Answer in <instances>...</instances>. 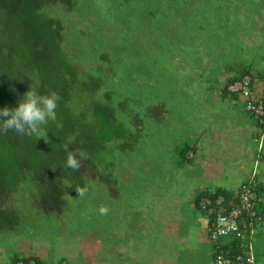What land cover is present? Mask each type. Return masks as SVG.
<instances>
[{
    "label": "rangeland",
    "instance_id": "rangeland-1",
    "mask_svg": "<svg viewBox=\"0 0 264 264\" xmlns=\"http://www.w3.org/2000/svg\"><path fill=\"white\" fill-rule=\"evenodd\" d=\"M52 15L68 36L73 61L102 80L85 100L87 108L95 102L115 110L108 120L101 112L108 127L107 134L100 132L101 154L111 165L107 170L103 164L92 180L86 172L88 191L66 196L62 206L42 204L31 185L6 192L0 264L18 255L40 256L46 264H109L115 247L129 242L135 264L150 263L156 252L170 258L166 264H211L206 222L191 207L189 193L196 198L214 179L226 185L235 174L259 184L253 178L260 170L244 175L239 160L263 149L264 132L256 117L253 126L247 123L241 97L234 108L217 103L223 86L216 77L245 62L264 76L263 47L252 41L264 32L255 21L260 15L264 28V0H75ZM188 147L197 156L182 165ZM238 186L233 182L231 189ZM102 205L107 215L99 213ZM253 245L264 250L258 235ZM98 250L110 262L97 258Z\"/></svg>",
    "mask_w": 264,
    "mask_h": 264
},
{
    "label": "trees",
    "instance_id": "trees-1",
    "mask_svg": "<svg viewBox=\"0 0 264 264\" xmlns=\"http://www.w3.org/2000/svg\"><path fill=\"white\" fill-rule=\"evenodd\" d=\"M67 3L71 7L75 0H0V109L18 107L30 87L39 95L55 91L61 97L56 109L57 120L41 126L47 143L43 138L21 135L14 130L0 133V226L5 224L2 210L8 211L10 207L9 201L4 203L7 205L2 204L6 192L13 190V194L27 184L37 190L42 204L45 200L51 206H62L67 201L64 200L66 196H74L77 187L85 186L86 172L88 179L92 180L100 174L103 164L107 170L111 165L102 159L101 154L105 147L100 132L107 134L108 130L103 125L105 118H102L101 112L107 111L108 120L112 119L115 110L95 102L94 109L86 106L85 100L92 99L103 83L100 77L86 73L68 53L65 46L68 36L62 33L59 20L52 15ZM122 45L129 49L128 42L123 41ZM100 56L105 57L104 54ZM250 69L253 70V67L238 71L237 77L227 83L224 93L237 96L228 91L229 85L247 78L250 99L261 102L264 110V93H253ZM90 112H93L91 122L87 119ZM257 121L260 126V120ZM192 149L182 150L180 164L189 162L188 153ZM78 150L85 151L87 159H81L79 171H74L66 166V161L69 152ZM253 191L255 198L249 200L251 208L244 209L237 219L241 235L229 234L216 241L210 239L209 229L217 225L218 213L228 214L231 209L241 208V187L235 191H207L202 197L194 199V212L205 219L204 233L212 244L211 264H216L218 255L229 264L258 263L257 252L253 254L251 244L257 235L264 237L260 232L264 226V185L258 184ZM219 198H222L221 203ZM99 250L97 258L102 256V261L110 262L111 259L101 255ZM251 257L252 263L247 262ZM9 264L46 263L40 256L18 255L12 257Z\"/></svg>",
    "mask_w": 264,
    "mask_h": 264
},
{
    "label": "crops",
    "instance_id": "crops-1",
    "mask_svg": "<svg viewBox=\"0 0 264 264\" xmlns=\"http://www.w3.org/2000/svg\"><path fill=\"white\" fill-rule=\"evenodd\" d=\"M261 13H262V9H261ZM259 18H260V15L256 16L255 17V21L257 23L258 30L260 31L261 29H264V28H262V24H261V22H259ZM263 19H264V17H263ZM252 37H254V36L252 35ZM252 41L255 44V46H257V47H263L262 48V52H263V56H264V32L263 33H260V32L255 33V37L253 38ZM263 61H264V58H263ZM250 66L251 65H249L248 63L245 62V63H242L239 68H235L234 69V67H233V68H230V69H225V68L222 69V72L216 77V79H217L216 80V83H219V84H221L223 86V88L221 89V99L220 100H217V103L218 104H219L220 101H224L225 103H227L229 105L230 108H234L237 105L236 104L237 96H234V95H226L224 93V89H225L227 83H229L233 78L237 77L238 71H240V70H242L244 68H247V67L250 68ZM263 68H261V70ZM249 74L252 77L251 78V86H252L253 93L256 94V95H262L264 93V88H263V85H264V76H261V75L259 76L258 73H257V71L254 70V69L253 70L250 69ZM229 98H231V99H229ZM247 116L248 117H245V119H248L247 120V123L248 124H251V126H253V123L251 122V121H254L253 118H250L251 116H249V115H247ZM238 119L242 123V117L238 115ZM218 123L219 124H223V123H227V121H225V120L224 121H219ZM219 127H221L224 130L227 129V126H224V125L219 126ZM255 151H256V154L255 155H252L251 152H249V154H246L247 158H243L242 157L239 160V162H240L241 166H243V168H244V170H243V174L244 175L246 174L247 176H249V175H252V173L254 171H257L258 172L260 170L257 173V176H254L255 178H253V179H255L259 184L264 185V173H263V171H264V145H263V149L258 148V149H255ZM196 152H197V149H195V147H194L192 149V151L188 153L189 154L188 155V158L190 159V160L188 159L189 162H187L185 164H192L194 158H196V156H197L196 155ZM247 159H250V160H247ZM198 160L202 164V166H205L206 167L207 158L206 157H203L202 154L200 153V151H199V155H198ZM248 163H251L254 166L252 172H250V170L245 167V165L248 164ZM238 176L239 175L235 174V175H233V178L232 179L225 180L226 185L223 182H220L217 179H214V181L212 182L213 183V186L212 187H209V188H204L198 194V196L196 198H194L192 196V193L190 192L189 193V199H192L191 207H193V205H194V199H197L198 197H202L203 193H205L207 191L214 192V191H216L218 189H223V190H228V191H235V190H237L239 188V186L243 185L244 183H246V182H248L249 180L252 179L251 178L252 176H250L249 180L246 181L245 178L242 180V179L238 178ZM233 182H236V184L239 185V186L236 187V188H233V190H232L231 187L233 186ZM202 234L204 235L203 230H202ZM205 237H204V239H205ZM201 239H202V236H201ZM260 240L264 243V239L263 238H260ZM261 245H263V244H261ZM251 246H253V250L255 249V252H257L256 253L257 254L256 257H258V263L264 264V250L263 249L260 250L259 248L256 249L254 247V245H253V242H252ZM134 248L135 247H132V244L130 242L127 245L124 244L123 247H121V245H119L117 247V250H116V247H115V253H116V255L113 254V256L115 258L113 264H118L117 261H120V260L121 261L129 262L131 264H135V261L136 260L134 259V257H135V250H133ZM165 252L166 251H164L163 253H165ZM154 254H156L157 256L156 257H153L152 260H151V262L150 263H147V264H166V263H169V261H170L169 259L170 258L165 259L161 255L160 252L159 253L156 252ZM116 256H117V259H116Z\"/></svg>",
    "mask_w": 264,
    "mask_h": 264
},
{
    "label": "clouds",
    "instance_id": "clouds-1",
    "mask_svg": "<svg viewBox=\"0 0 264 264\" xmlns=\"http://www.w3.org/2000/svg\"><path fill=\"white\" fill-rule=\"evenodd\" d=\"M60 100V95L55 91L48 95H39L34 88L30 87V90L24 94L23 99L19 102L18 107L0 109V133L14 130L21 135H35L43 138L47 143V137L41 126L47 125L49 121L55 122L57 120L56 109ZM81 159H87L85 151L69 152L66 166L74 171H79ZM75 191L79 197H83L88 188L87 186L77 187ZM68 199L71 200L72 196L69 195ZM108 212L107 206L102 205L99 208L101 215H107Z\"/></svg>",
    "mask_w": 264,
    "mask_h": 264
},
{
    "label": "built area",
    "instance_id": "built-area-1",
    "mask_svg": "<svg viewBox=\"0 0 264 264\" xmlns=\"http://www.w3.org/2000/svg\"><path fill=\"white\" fill-rule=\"evenodd\" d=\"M249 80L247 78L242 79L241 81H236L233 84L229 85L228 91L237 96L241 97L245 101V111L259 119L260 130L264 132V120H261V117L264 116L263 105L261 102H255L250 99V91L248 90L249 87ZM260 144V141H257ZM242 190V194L240 195V204L241 208H234L230 210L228 214H217V225L211 229L210 232V239L212 241L218 240L220 237L227 236L229 234L236 233L237 236L241 235L239 233L238 228V217L241 215L244 209H250L249 200L254 199L255 195L253 194V189L256 187L254 182L243 184L240 186ZM222 202V198H219V203ZM254 213H252V216ZM216 264H229L221 255H218L215 260ZM247 262L252 263L251 259H248Z\"/></svg>",
    "mask_w": 264,
    "mask_h": 264
}]
</instances>
